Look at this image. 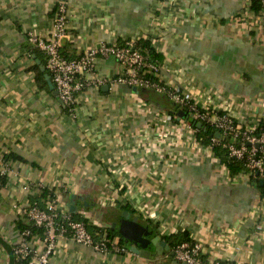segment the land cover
<instances>
[{
    "label": "crops",
    "instance_id": "crops-1",
    "mask_svg": "<svg viewBox=\"0 0 264 264\" xmlns=\"http://www.w3.org/2000/svg\"><path fill=\"white\" fill-rule=\"evenodd\" d=\"M58 1L0 0V264H10L19 237L13 205L36 199L38 189L68 210L74 202L73 216L104 233L117 230L126 211L143 237L148 231L169 247L159 253L147 243L135 252L117 231L121 244L118 234L110 237L124 250L103 253L59 236L50 264H175L165 237L181 232L200 242L203 258L264 264V194L254 181L232 177L179 123V137L167 132L154 144L155 127L163 131L157 113L172 111V102L107 82L79 92L69 113L57 94L37 85V48L26 32L48 35ZM62 1L65 55L145 37L161 54L164 82L186 86L199 105L247 124L262 114L264 11L254 12L250 0ZM96 68L102 77L119 71L111 56Z\"/></svg>",
    "mask_w": 264,
    "mask_h": 264
},
{
    "label": "built area",
    "instance_id": "built-area-1",
    "mask_svg": "<svg viewBox=\"0 0 264 264\" xmlns=\"http://www.w3.org/2000/svg\"><path fill=\"white\" fill-rule=\"evenodd\" d=\"M261 2L264 4V0ZM67 10L64 1L61 0L55 4L48 35L38 34L33 30L26 32L27 42L44 54V67L57 90V96L63 108L67 112H74L79 92L87 87L99 88L107 82L123 83L130 87L135 86L138 89H149L165 94L175 106H179L178 110L185 112V117L178 118L176 115L178 110L175 114L169 111H159L156 123L162 122L163 131L159 132L158 126L155 127L154 144L161 145L166 141L167 132H171L174 138L179 137L182 131L180 125H183L196 140V130L189 120L201 124L204 122L217 131V135L211 137L207 147L211 150L213 145H221L226 149L229 157L243 163L245 171L241 175L247 179L253 178L254 182L258 180L264 182V110L254 124H247L236 119L227 111L199 105L191 90L182 84L164 82L163 85H160L146 79L143 77L144 72L161 80L158 76L160 64L156 60L149 59L146 52L135 47V40L125 41L121 44L103 41L96 47L84 48L76 56L65 55L62 52V40L66 36ZM109 56L116 60L119 71L113 77L99 76L96 68L97 60ZM254 129L257 131L255 132ZM216 159L220 161L219 157ZM0 173L4 174V171H0ZM0 185H2L1 182ZM42 191V189H38L37 192L40 195ZM42 200L43 206H40L36 199L13 205L17 217L22 222L32 223L42 230L41 235L32 234L28 228L19 231L18 241L12 248L15 261L28 259L27 264H50L55 241L59 236L71 238L78 243L92 245L95 250L103 253L124 250L119 244L118 238L114 236L103 237L95 241L87 230L84 220L73 219L71 212L58 204L55 195L46 196ZM172 252V257L177 262L186 264H246L245 262L203 258L200 254L201 244L195 240L180 242L172 249Z\"/></svg>",
    "mask_w": 264,
    "mask_h": 264
},
{
    "label": "trees",
    "instance_id": "trees-1",
    "mask_svg": "<svg viewBox=\"0 0 264 264\" xmlns=\"http://www.w3.org/2000/svg\"><path fill=\"white\" fill-rule=\"evenodd\" d=\"M250 7H251V9L254 12H260V11L262 12V11H264V4L261 2V0H250ZM134 46L139 48L140 50L146 52L149 59L156 60L158 62V64H160V62H161V54L158 53V51L155 50V48L151 45L149 39H147L145 37H140L138 39H135ZM33 52L39 58L40 63L42 65H45V56L43 57L42 54H40L37 51V49H34ZM36 66L37 67H36L35 79H36L37 85L39 87H41V88H44L47 91H51L48 88V85H47L45 77H44V73H47V70L45 69L44 71H41L39 69V66L38 65H36ZM143 77H145L146 79H149L151 81H154V82H156V83H158L160 85L164 84L163 80H158L157 78H155V76H153L152 74H150L148 72H144ZM143 92H145V91H143ZM157 94L161 95L164 100H166V101L171 103V101L169 100L167 95L160 94V93H157ZM172 106H173V110L170 111V112L172 114H175V112L179 109V106H175V105H172ZM175 120H177V119L175 118ZM189 122L192 124V126L196 130V132H195L196 140H199L200 142H202L206 146L209 145L211 137L215 136L217 131L213 127H211L210 125H207L204 122H202L200 127H198L196 125L197 122L194 123L193 120H189ZM254 131L256 132L257 129H254ZM211 150L213 151V153H214V155L216 157H219L220 162L224 163L226 165V167L228 168V171H229V173H230V175L232 177H237V176H239L241 173H243L245 171L243 163L235 161L234 159L229 157L228 154H227L226 149L224 147H222L221 145H213L211 147ZM2 159H4L5 161L9 160L10 159V154L4 153L2 155ZM5 179H6V176L4 174L0 173V182L4 183ZM250 179L253 181V178H250ZM259 181L260 180L255 181L254 183L258 186V188L264 194V182L262 184H260ZM48 194L50 195V193H48ZM48 194H47L46 190H43L40 193V195L38 197H36V200L40 204V206H43V200L42 199L46 198V196ZM50 196H52V195H50ZM32 200H34V198H32ZM123 207L125 209H128L127 205H124ZM71 214H72L73 219L78 220V219L75 218V216H73L74 215L73 213H71ZM16 223H17L19 231L28 228V229H30L32 234H38V235L42 234V230H41L40 227H36L32 223L27 224L26 222H22L18 217H17ZM86 228H87V230L89 231V233L91 234V236L93 237V239L95 241H98V240L102 239L103 237H108L112 233L118 234L116 229L115 230L114 229H107L106 233H104L102 229L97 228V227H93V226H89L87 224H86ZM114 231H116V232H114ZM165 239L168 242V244L170 245V247H172V248H174L177 244H179L182 241H193L192 239H190L187 236V234L185 232L184 233L181 232V233L167 235V237H165ZM122 240H123L122 236L119 235L120 244H121ZM27 262H28V259L16 260L14 262V264H27Z\"/></svg>",
    "mask_w": 264,
    "mask_h": 264
},
{
    "label": "water",
    "instance_id": "water-1",
    "mask_svg": "<svg viewBox=\"0 0 264 264\" xmlns=\"http://www.w3.org/2000/svg\"><path fill=\"white\" fill-rule=\"evenodd\" d=\"M36 62L39 64V69L41 71L45 70V67L40 64L39 60H36ZM44 77L46 80V83L48 85V88L53 91V93L57 94V90L55 89L51 78L49 76L48 73H44ZM133 89L135 90L136 87L134 86ZM176 115L178 116V118H184L185 117V112L182 110H178L176 112ZM196 125L198 127L201 126L200 122H197ZM217 135V134H216ZM260 184L263 183L262 180L259 181ZM75 207L74 202H71V204L69 205V211L72 212L73 208ZM115 226V223H113V227ZM141 230L142 227L141 225L137 222L136 217H132L130 219V214L126 213V211H123L122 213V221L119 222L117 231L123 235L125 238H127L130 242H132L131 245V249L135 252H140V251H144V247L146 246L147 243H151L152 245L155 246V250L156 252H161L164 250H168L169 247L166 244L165 241L161 240L159 236H154L152 238H147L148 236V231L143 232V234L146 237H143L141 235ZM140 247L142 248V250H140ZM149 254V251H147ZM173 254V252H171V255ZM9 255H10V264H14L15 262V258H14V254L13 251H9ZM175 264H186L185 262H177L176 260L174 261Z\"/></svg>",
    "mask_w": 264,
    "mask_h": 264
}]
</instances>
